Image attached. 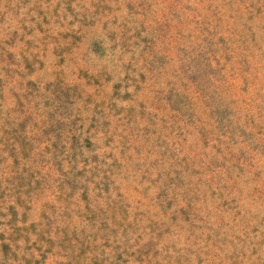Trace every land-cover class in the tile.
Here are the masks:
<instances>
[{"label":"rangeland","instance_id":"rangeland-1","mask_svg":"<svg viewBox=\"0 0 264 264\" xmlns=\"http://www.w3.org/2000/svg\"><path fill=\"white\" fill-rule=\"evenodd\" d=\"M0 264H264V0H0Z\"/></svg>","mask_w":264,"mask_h":264}]
</instances>
